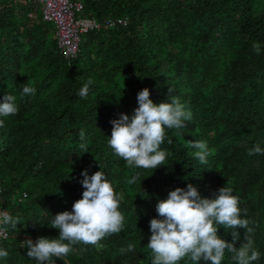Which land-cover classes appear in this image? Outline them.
Masks as SVG:
<instances>
[{"label": "trees", "instance_id": "1", "mask_svg": "<svg viewBox=\"0 0 264 264\" xmlns=\"http://www.w3.org/2000/svg\"><path fill=\"white\" fill-rule=\"evenodd\" d=\"M78 1L101 26L82 34L77 53L66 58L39 0H0V103L11 93L18 106L15 115L0 117V210L20 220L15 229L4 227L0 248L9 254L0 264H37L25 240L58 238L50 222L82 198L85 169L114 181L124 227L101 246L74 245L66 257H53L55 264H151L156 205L188 183L206 198L233 189L260 253L252 264H264V154H248L257 144L264 149V9L255 10L253 0ZM118 17L125 24L104 25ZM25 85L35 93L22 94ZM169 87L191 120L166 129L164 165L128 167L108 145L110 121L120 113L131 117L144 88L154 103L170 102ZM193 141H206V164L194 156ZM231 231L220 226L218 235L231 242ZM238 231L236 247L246 230ZM233 255L225 250L221 264H237ZM178 264L193 262L186 257Z\"/></svg>", "mask_w": 264, "mask_h": 264}, {"label": "clouds", "instance_id": "2", "mask_svg": "<svg viewBox=\"0 0 264 264\" xmlns=\"http://www.w3.org/2000/svg\"><path fill=\"white\" fill-rule=\"evenodd\" d=\"M253 49L259 54L260 44L254 43ZM92 84L89 79L78 95L87 97ZM35 91V87L25 85L22 94L31 95ZM173 91L169 87L170 102L157 104L150 99L149 89L144 88L137 94L139 106L131 117L120 113L118 119L110 121L112 131L108 145L128 167L156 169L164 165L168 154L160 146L165 140L166 129L185 128V122L191 120L192 113L185 110L178 97L171 95ZM16 100L11 93L3 97L0 117L7 118L18 112ZM3 126L4 120L0 119V127ZM80 138L84 139L83 131ZM168 143H172L171 139ZM190 146L198 149L194 156L201 164H206L210 155L206 141H193ZM80 147L88 152L85 144ZM248 154H264V149L257 144ZM81 176L82 198L73 203L71 211L57 213L50 222L51 228L59 230L58 238L39 237L35 242L25 240L27 256L35 259L37 264H55L53 257H66L77 244L101 246L102 239L123 229L125 217L119 210L122 196L115 190L114 181L109 180L102 170L89 175L85 169ZM137 179L139 173L129 183H135ZM239 204V196L234 195L228 186L220 188L215 198L202 197L191 183L186 188L177 187L170 191L167 199L159 200L156 205L159 218L150 220L152 234L147 248L151 250V264H178L186 257L193 264L200 261L221 264L225 250L234 254L232 259L237 264H252L258 260L260 253L249 235L253 229L249 227V220L241 217ZM18 224L19 217L0 211V229L5 226L15 229ZM220 226L233 229L231 242L218 235ZM239 229L246 231L244 242L236 247L240 240ZM127 250H134V245L129 244ZM8 254L7 250L0 248V258H7Z\"/></svg>", "mask_w": 264, "mask_h": 264}, {"label": "built area", "instance_id": "3", "mask_svg": "<svg viewBox=\"0 0 264 264\" xmlns=\"http://www.w3.org/2000/svg\"><path fill=\"white\" fill-rule=\"evenodd\" d=\"M42 5V19L52 22L55 26L58 47L66 58L75 56L78 50L80 36L90 30L98 29L101 25L95 19L83 15L81 1L72 0H39ZM125 24V20L118 17L115 20L107 19L105 26ZM2 211V210H0ZM0 236L6 237L3 227Z\"/></svg>", "mask_w": 264, "mask_h": 264}, {"label": "rangeland", "instance_id": "4", "mask_svg": "<svg viewBox=\"0 0 264 264\" xmlns=\"http://www.w3.org/2000/svg\"><path fill=\"white\" fill-rule=\"evenodd\" d=\"M253 5L255 10H262L264 9V0H253Z\"/></svg>", "mask_w": 264, "mask_h": 264}, {"label": "crops", "instance_id": "5", "mask_svg": "<svg viewBox=\"0 0 264 264\" xmlns=\"http://www.w3.org/2000/svg\"><path fill=\"white\" fill-rule=\"evenodd\" d=\"M40 6L42 7L41 3H40Z\"/></svg>", "mask_w": 264, "mask_h": 264}]
</instances>
